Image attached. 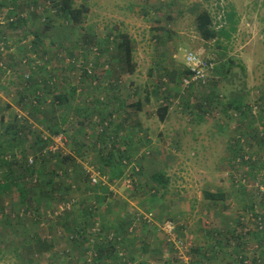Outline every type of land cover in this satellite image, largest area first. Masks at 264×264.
Masks as SVG:
<instances>
[{
	"label": "rangeland",
	"instance_id": "1",
	"mask_svg": "<svg viewBox=\"0 0 264 264\" xmlns=\"http://www.w3.org/2000/svg\"><path fill=\"white\" fill-rule=\"evenodd\" d=\"M37 1L24 8L21 0H0V114L6 111V121H0V140L10 124L28 129L26 120L47 134L41 116L29 112L30 101L28 109L17 104L22 76L30 73L32 64L45 62L57 90L69 92L71 87L76 88L75 99L67 109V124L63 125L67 130L66 143L59 152L73 156L80 171L98 172V149L92 148L96 136L84 139V150L76 156L77 142L70 138L67 129L76 124L75 106L84 109L89 105L95 107L93 115H105L111 123L101 124L100 128L94 117L95 126L88 122L85 131L90 134L100 130L98 134L106 135L121 131L123 140H107V147L116 148L113 152L131 153L133 166L123 167L125 174L113 184L107 182L106 176H100L96 185L107 187L102 204L96 202L92 191L96 185L73 175L69 194L57 195L40 207L36 214L38 224L30 225L34 214L27 215L26 227L18 231L16 216L24 213L17 209V188L13 186L1 197L0 220L3 215L7 220L0 222V264H29L26 259L21 262L14 247L32 232L53 244L49 253L37 257L41 263L113 264V255L108 263L110 251L106 248L110 245L105 230L117 220H126L128 228L121 243L126 260L117 257L115 264H260V259L264 264V231H257L254 226L255 217L264 214V0H212L210 4L201 0H71L74 6L86 9L82 28L75 30L63 18L46 13L45 5ZM204 9L209 11L215 28L229 30V24L233 25L235 30L229 39L221 38L217 43L200 38L195 16ZM227 12L231 17L226 21ZM29 13L30 19L21 27L17 25L18 16ZM45 16L49 19L44 20ZM9 19L14 20V26H9ZM115 28L133 41V73L107 65L113 54ZM36 34L41 36L44 51L37 55L31 44ZM109 34L111 39L107 41ZM82 44L87 46L79 47ZM82 50L89 68L92 64L96 67L95 78L99 76L101 80L87 78L84 82L78 72L70 70L68 55L81 58ZM186 51L216 64L218 70L211 74L208 84L183 86ZM50 96L47 100L52 99ZM114 96L123 101L121 107ZM236 98L241 99L239 106H247L242 113L233 103L228 106ZM137 100L142 102V109L135 114L128 106ZM12 105L23 114L17 124ZM166 105L167 130H174L176 123L179 126L173 134L163 131L155 119L158 110ZM6 106H11L13 112ZM202 109L209 112L200 116ZM129 113L137 115L134 118L148 127L145 135L131 129L132 123L124 117ZM81 118L86 123L84 114ZM134 118L129 116L131 121ZM123 119L127 120L126 125H122ZM155 129L159 136H154ZM51 166L53 163L48 168ZM158 170L166 173L169 184L167 193L152 201L148 199L153 194L148 187L149 176ZM130 173L132 183L127 186L124 177ZM34 180H26L30 189L37 185ZM205 191L223 194L224 198L213 202L203 197ZM146 213H151V222L143 219ZM60 215L69 227L74 218L81 221L90 217L92 224L85 226L84 231L88 238L63 229L57 223ZM166 220L174 223L175 236L186 246V263L177 258L173 244L155 226ZM96 223L102 227L98 236L97 226L91 229ZM241 257L245 259L243 263Z\"/></svg>",
	"mask_w": 264,
	"mask_h": 264
},
{
	"label": "trees",
	"instance_id": "2",
	"mask_svg": "<svg viewBox=\"0 0 264 264\" xmlns=\"http://www.w3.org/2000/svg\"><path fill=\"white\" fill-rule=\"evenodd\" d=\"M211 1L212 0H201V2L205 4H210ZM37 2V0H21V5H23V7H28V5H31L32 3L34 6L37 4ZM41 3L42 6L45 5L44 8L46 9V13L52 12L55 15L63 18L67 23L70 24L69 27L71 29L75 30L76 28H82L83 17L86 14L85 8L74 6L71 0H41ZM46 4H50V7L46 8ZM31 15H33V17H36L33 13ZM227 17H231V14L229 15L228 12L225 15L226 21ZM17 19V25H20L21 27L30 19V13L28 15H25V17L19 15ZM43 19L46 20L49 18L48 16H45L43 17ZM13 21V19H9V26H14ZM49 23L50 21H48V23L45 25L47 26L49 25ZM195 24L200 38L204 41L215 40V42H217L221 38L229 39L231 31L235 30L232 24H229V27L231 26L229 30H225L224 27H220L219 29L215 28L213 24V18L211 17L209 11L206 9L201 10V12H199L195 16ZM111 34L106 36L107 41L111 39ZM115 34L116 36L114 40L112 39L111 41V51L113 54L109 56L110 60H108L107 65L111 69L114 68L111 65H116V68L121 72L126 71V73H133L135 69V64L133 62V41L127 33L122 32L119 28H115ZM40 37L41 36L36 34L35 39L33 40V42H31V44H33L34 53L36 55L38 54V52H40V50L43 51L41 49V42L39 41ZM83 45L87 46V44H82L79 47ZM82 52L85 53V51H80L81 58H76L69 54L68 56H70L71 59L69 60L68 65L69 67H71L70 70L72 69L71 71L78 72L81 81L85 82L87 78H95L94 71L96 70V67L92 64L91 68H89L88 65L90 63L88 62L86 55ZM33 60L34 59L30 60V62H32ZM52 61L56 65V62L53 59ZM75 61H77V63H75ZM32 65L33 69L29 71L30 73L26 75L27 77L23 75L21 78L22 83L20 84L19 88V91L21 92V98L19 99L17 104H19V107H21L22 109H28L26 106H28L27 101L29 100V112H36L41 116V123H44L46 125L45 128L47 134L40 131L38 128H35L34 124L26 120L25 125L28 129L25 130L24 128L18 125L10 124L5 128V130L7 129V133L3 132V136H1L2 140H0V211L3 210L1 197L4 194L9 193L13 186H16L18 197L15 203L18 204L17 209L23 210L24 213V215L22 216H16L17 220L15 226L18 228L17 231L19 230V228L26 227L25 223L27 220V215L34 214V216L30 218V225H32L33 223L38 224L39 220L36 214L39 212L38 209L40 207H42L44 204H49L50 201L54 199L53 197H56L57 195H68L71 186L70 181L73 175H78L80 179L82 177H85V180L89 182L85 170L80 171V169L75 166L74 161H76V159H74L73 156L61 154L59 151L52 152L48 148L52 136L58 134H63L65 136V133L67 132V130L63 128V125L67 124V109L69 108V102L75 99L76 88L71 87L69 92L57 90L58 88L57 84H55L54 82V76L52 72H50L46 68L47 65L45 64V62L42 65ZM92 66L94 67V70ZM91 69L93 72L91 71ZM217 70L218 68L216 67L215 71ZM186 74H188V72H186L185 70L184 76H186ZM95 79L97 81L101 80L99 76ZM46 94L52 95L50 96L52 99L47 100ZM237 98L231 99L230 104L228 106L233 103L236 110L242 113L243 110L247 109V106H243V108L242 106H239L238 104L240 103L241 99ZM113 99L118 100L120 106L123 105V103L120 101V97L114 96ZM213 100L214 99L211 100V104ZM96 101L97 104H101V100L99 101L98 99H96ZM141 107L142 106L140 101L128 106V108L133 109L135 114L137 113V111L141 110ZM6 108H8L11 113L13 112L11 106H6ZM90 109L93 110L91 113ZM94 109V106L91 108L88 105L86 108L82 109L81 107L78 108V105H76V124L70 125L67 129L70 131V138L77 142L74 150V154L76 156L81 155L82 151L84 150L85 142L83 140L87 138H92L94 137L93 135L96 136L92 144V148L98 149V161L100 166L99 168H97V171L99 172L100 176H106L108 183L113 184L116 180H119L124 175L123 167L133 162V158L131 153L129 154L128 152H113L116 148L112 150L108 149L106 144L108 143L107 140L112 139L118 143L123 140V138L119 134L120 132H112L111 134L106 135L98 134L100 130L96 133L92 131L90 134L85 131L87 127L86 124L88 122H90L91 126H95V124L93 123L95 118L100 128L101 124L110 122L109 117L106 118L105 115L99 113V116H97V114L93 115L95 114ZM167 110V105L159 109L158 115L160 120H163L165 114L167 113ZM201 112L202 114L200 116L208 113L209 111L207 112L202 109ZM26 113L29 115L27 111ZM82 114H84V119L86 120V123L82 122ZM135 114L132 113L131 117L133 115L134 118ZM22 115V113L19 114V111H16L15 114H13L12 116L14 123L17 124L18 119H20ZM129 116L130 115L128 114V118ZM5 119L6 115L1 114L0 121L4 123ZM132 120H135V118ZM123 121L125 122V119H123ZM130 127L131 129H133V131H138L136 130L135 126L133 127L131 125ZM113 147L114 146H111V148ZM58 157L61 158L60 161H56V158ZM71 162L72 165L69 166ZM52 163L53 166H51V168H48V166ZM35 175H37L36 178ZM26 180H28L29 182H32L34 180L35 183L37 182V185L33 186V188L30 189V187L26 184ZM77 182L78 181H74L73 183L77 184ZM168 182L169 178L167 177L164 171L158 170L153 172L149 176L148 186L149 191L153 194L149 195L148 199H152L153 201V199L155 197L157 198V195L159 194L164 196L167 193V188L169 184ZM29 189L31 190V192H29ZM92 191L95 195L94 197L96 199V202L102 204L105 199L103 193L107 191V187L101 186L100 184L94 186L92 188ZM203 197L205 199H209L213 202H216L217 200H222L224 198V195L220 193L211 194L205 191L203 192ZM64 213L69 214L70 212ZM61 216L62 215L57 218V223L68 232H77L81 238L83 237L80 233H83L86 230L85 226L92 224L90 217H87V219H83L81 221L77 220V218H74L72 219V221L74 222L73 226L69 227V223L67 222V220L64 218V216ZM5 218H7V216L3 215V219L0 220V222H4L5 220H7ZM119 221L121 223L119 226L120 229L126 232L128 226L127 221ZM81 222L83 223V225L81 224ZM20 236L22 238L25 237V233L22 232ZM52 248L53 244L50 241L43 239L37 232L30 233V236L25 237V239L20 244H17L14 247V249L18 253L17 257L21 260V262L26 259L29 264H44L43 262L41 263L37 257L39 255L49 253ZM108 248L109 249L106 248V251L109 250L111 256L113 255L112 263L115 264L117 256L114 253L112 246ZM132 260L134 261V259Z\"/></svg>",
	"mask_w": 264,
	"mask_h": 264
},
{
	"label": "built area",
	"instance_id": "3",
	"mask_svg": "<svg viewBox=\"0 0 264 264\" xmlns=\"http://www.w3.org/2000/svg\"><path fill=\"white\" fill-rule=\"evenodd\" d=\"M184 68L188 74L182 78V84L184 87H188V85H192L194 83L199 84H208L211 81V74H214L215 68L217 67L213 61L204 59L202 57H198L196 54H194L191 51H186L184 54ZM25 77H27L25 75ZM66 143L65 136L63 134H58L55 136H52L51 142L49 143V150L52 152L55 151H61L64 147V144ZM129 165L133 166V162L126 165L127 167ZM134 169V167H133ZM137 170V169H136ZM133 171V170H132ZM85 173L88 175L89 182L92 183V185H96L98 183V179H100L99 173L92 172L90 170L85 169ZM125 174V171H124ZM131 173L128 174L126 177L127 186H130L132 183V179H129ZM97 186V185H96ZM255 228L257 231H264V215H258L255 217ZM144 220H147V222H151L153 219L151 218V213H146L143 216ZM155 226L163 232V234L166 236V241L168 243L173 244L175 249L177 250V258L181 260L182 262H187V256L185 255V244L180 241L174 234V223L171 220H166L162 224H155ZM247 231V229H246ZM241 259H243L241 257ZM245 260V259H244Z\"/></svg>",
	"mask_w": 264,
	"mask_h": 264
},
{
	"label": "crops",
	"instance_id": "4",
	"mask_svg": "<svg viewBox=\"0 0 264 264\" xmlns=\"http://www.w3.org/2000/svg\"><path fill=\"white\" fill-rule=\"evenodd\" d=\"M122 97V99H124L123 98V96H121ZM122 103H123V101L122 100H120ZM125 101V100H124ZM138 101H140V100H137L136 102H138ZM135 102V103H136ZM117 105H118V107L120 106L119 105V102H117ZM124 105H128L127 104V102H124ZM141 106H142V102H141ZM12 107H13V109L15 110V112L17 111L18 112V106H15V105H12ZM121 107V106H120ZM141 109H142V107H141ZM158 112H159V110H158ZM157 112V113H158ZM6 113V111H2L1 112V114L3 115V114H5ZM21 113V112H20ZM1 114H0V119H1ZM132 113H129V115H131ZM134 114V113H133ZM137 114V113H136ZM111 115V114H110ZM158 115V114H157ZM124 117H126V118H128V114H126V115H124ZM134 117H137V115L136 116H134ZM138 118H139V116H138ZM120 119V118H119ZM155 119L157 120V123H158V125L157 126H159L163 131L165 130H167V125H164L166 122H167V120L169 119V116L167 115V113L165 114V116H164V118H163V120H160L159 119V115L158 116H155ZM171 119V118H170ZM6 121V120H5ZM126 121L127 120H125V122L124 121H121L122 122V125H126L127 123H126ZM133 121V122H132ZM130 120L129 118H128V122L129 123H132V126L134 127L135 126V128H136V130H140V132L138 133L140 136H142L143 134L145 135L147 132H146V130H147V128L148 127H144L143 125H144V122H140V120L139 121H137L136 119L135 120ZM111 122V121H110ZM147 122V121H146ZM153 123H155L154 122V120L152 121ZM172 122V121H171ZM179 122V121H178ZM120 123V122H119ZM136 124H139V125H136ZM175 124V123H174ZM119 124H116V126H118ZM154 125V124H153ZM155 126V125H154ZM173 129L174 130H176L179 126L177 125V123L175 124V125H173ZM116 128V127H115ZM120 130H122L123 128H119ZM169 130H170V128H169ZM174 130H171V131H168V134L170 133V134H173L172 132L174 131ZM137 133V132H136ZM158 134H160L158 131H156V129H155V135L154 136H159ZM120 135H121V131H120ZM148 137V136H147ZM147 142V141H146ZM148 143V142H147ZM99 173V172H98ZM104 177V176H103ZM120 221L119 220H117L115 223H113L112 225H110L109 226V228H108V230H105L106 231V239L108 240V244L110 245V246H112V249H113V251H114V253L116 254V256L119 258V259H123V260H126V256H125V253L121 250V247H122V241H123V239H122V235L123 234H125L126 232L124 231V230H122V229H120ZM95 226H97V230L95 231V232H97L95 235L96 236H98V235H101V231H102V227L99 225V224H94V226L91 228V229H93ZM127 228H128V226H127ZM157 228V227H156ZM87 230V229H86ZM199 231L198 230H196L195 231V233H198ZM81 235H84L83 236V238H85V237H87L86 236V234H85V232H83V233H80ZM77 236H80L78 233H77ZM82 238V239H83ZM88 238V237H87ZM85 246H86V244H84ZM93 247H96L95 245L93 246ZM89 248H87V250H88ZM127 250H129V248L127 249ZM87 252V251H86ZM131 254H133V252H131ZM127 255V254H126ZM94 256H95V254H94ZM110 256H111V253H108V255H107V257H108V263H109V258H110ZM243 260L244 259H240V261H241V263H243ZM135 261V260H134ZM133 261V262H134ZM96 263H98V259H97V261H96ZM257 263H260V264H263V261L260 259V261L259 260H257ZM101 264H106V262L105 261H102V263ZM127 264H128V262H127ZM246 264V263H245ZM248 264H251V262H249Z\"/></svg>",
	"mask_w": 264,
	"mask_h": 264
}]
</instances>
